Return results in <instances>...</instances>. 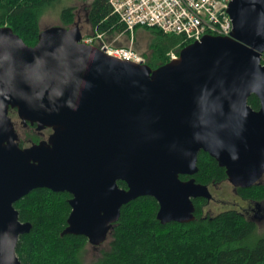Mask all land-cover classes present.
<instances>
[{
  "label": "water",
  "instance_id": "water-1",
  "mask_svg": "<svg viewBox=\"0 0 264 264\" xmlns=\"http://www.w3.org/2000/svg\"><path fill=\"white\" fill-rule=\"evenodd\" d=\"M229 14L230 35L206 34L156 68L84 42L76 22L35 45L0 26V264H23L16 247L32 223L15 203L37 188L69 192L63 233L100 245L139 196L156 198L162 223L194 220V199L213 197L193 176L202 150L234 186L260 182L264 0H232ZM11 110L47 137L23 146Z\"/></svg>",
  "mask_w": 264,
  "mask_h": 264
},
{
  "label": "trees",
  "instance_id": "trees-1",
  "mask_svg": "<svg viewBox=\"0 0 264 264\" xmlns=\"http://www.w3.org/2000/svg\"><path fill=\"white\" fill-rule=\"evenodd\" d=\"M59 1L0 0V26H11L26 43L35 45L42 30V16ZM87 10L94 31L105 32L108 38L130 33L112 14L107 0H91ZM75 20V6L65 7L61 12L63 25L71 26ZM140 27L155 35L152 58L147 61L154 68L170 60L169 51L180 52L188 44L181 35L150 26H139L136 30ZM248 102L253 108H260L255 94ZM32 138L33 142L41 139L37 134ZM198 167L193 175L197 182L211 185L228 179L225 167L206 151L199 153ZM118 183L127 187L125 181ZM240 193L246 198L263 200L264 184L240 188ZM70 198L67 191L43 187L32 190L15 203L20 219L32 223L31 230L19 237L16 247L23 264H264V235L258 234L256 223L240 211L227 209L206 214L203 209L206 200L194 199V220L162 223L157 218L159 203L150 195L139 196L122 206L105 247L95 260L86 263L83 254L88 238L63 233L72 210Z\"/></svg>",
  "mask_w": 264,
  "mask_h": 264
},
{
  "label": "built area",
  "instance_id": "built-area-1",
  "mask_svg": "<svg viewBox=\"0 0 264 264\" xmlns=\"http://www.w3.org/2000/svg\"><path fill=\"white\" fill-rule=\"evenodd\" d=\"M112 14L133 33L139 26L157 27L165 33L181 35L185 42L201 41L204 35H230L233 21L229 14L232 0H107ZM108 54L122 59L145 62L132 46L110 43L107 33L96 30L83 37ZM170 59L179 57L177 50L168 52Z\"/></svg>",
  "mask_w": 264,
  "mask_h": 264
},
{
  "label": "rangeland",
  "instance_id": "rangeland-1",
  "mask_svg": "<svg viewBox=\"0 0 264 264\" xmlns=\"http://www.w3.org/2000/svg\"><path fill=\"white\" fill-rule=\"evenodd\" d=\"M88 2L91 0H60L55 4L54 7L48 9L45 14L41 18V28L42 30L47 27L63 25L61 21V12L67 6H75L76 8V24L79 25L83 37L89 34H94V30L92 29L91 23L88 20ZM72 26V25H71ZM155 39L154 33L147 30L146 28L140 27L133 33L123 32L118 33L113 38H109L110 43L117 46H132L136 51H138L143 58L145 59V63L152 58V42ZM96 45V44H94ZM98 46V45H96ZM170 58V57H169ZM171 60V59H170ZM15 125L17 132L19 133V137L23 146H29L33 143L32 136L37 134L41 139L46 138L48 135V131H38L36 129V125L29 124L24 126L21 120L18 117L17 111L10 112ZM34 128H31V126ZM260 182L264 183V176L261 178ZM210 190L214 195V198L210 200L204 206V212L210 214H216L219 211L236 208L242 210V207L248 208L249 203L244 202L238 194L234 191L233 184L228 180H224L220 183L213 184L210 186ZM264 214V201L262 206ZM258 234L264 235V217L262 219L256 220ZM106 245V241L100 245H94L89 243L84 251L83 258L86 263H90L95 260Z\"/></svg>",
  "mask_w": 264,
  "mask_h": 264
},
{
  "label": "flooded vegetation",
  "instance_id": "flooded-vegetation-1",
  "mask_svg": "<svg viewBox=\"0 0 264 264\" xmlns=\"http://www.w3.org/2000/svg\"><path fill=\"white\" fill-rule=\"evenodd\" d=\"M184 175L186 176V178H182L184 180L189 179L191 177L190 175H186V174H184ZM258 183L259 184H264L263 182H258ZM214 184H217V183H214ZM211 185H213V184H211ZM211 185H209V188H210ZM240 188H246V187H241V186L236 187V186H234V191L238 194V196L241 199H243L244 202L246 201V202L249 203L248 208L246 209L245 207H242L243 208L242 210H239V209H236V208H229V209H236V210L240 211L243 215H245L246 218H248L250 220H253L256 223V220L262 219L264 217L263 212H261L263 210L262 206H263L264 199L263 200H256V199L246 198L240 193ZM213 198H214V195H213V197L210 200H212ZM195 199H204V200H206V204L210 201L209 199H206V198H203V197H199V198H195ZM194 203H195V201H194ZM204 206H203V209H204ZM225 210H227V209H225ZM219 212H221V211H219ZM256 225H257V223H256Z\"/></svg>",
  "mask_w": 264,
  "mask_h": 264
}]
</instances>
